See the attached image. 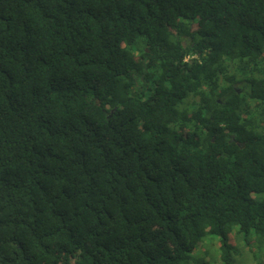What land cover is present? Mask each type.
Instances as JSON below:
<instances>
[{"label":"trees","instance_id":"16d2710c","mask_svg":"<svg viewBox=\"0 0 264 264\" xmlns=\"http://www.w3.org/2000/svg\"><path fill=\"white\" fill-rule=\"evenodd\" d=\"M231 231L264 238V0H0V264H232Z\"/></svg>","mask_w":264,"mask_h":264},{"label":"rangeland","instance_id":"374dc122","mask_svg":"<svg viewBox=\"0 0 264 264\" xmlns=\"http://www.w3.org/2000/svg\"><path fill=\"white\" fill-rule=\"evenodd\" d=\"M213 239H206V242H210L207 244V252L206 246H199L198 250L200 253L194 257L201 261L200 264H222L217 262L219 251L217 244H212L211 240ZM229 240L234 246L232 264H264V238L256 241L253 237L249 236L245 239L242 232L236 233L231 231L229 233Z\"/></svg>","mask_w":264,"mask_h":264}]
</instances>
